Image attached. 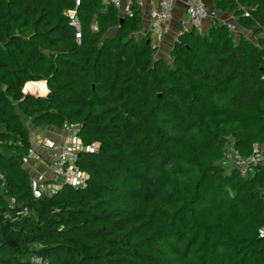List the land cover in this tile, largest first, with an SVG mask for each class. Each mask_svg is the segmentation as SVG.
I'll return each instance as SVG.
<instances>
[{"label":"trees","instance_id":"trees-1","mask_svg":"<svg viewBox=\"0 0 264 264\" xmlns=\"http://www.w3.org/2000/svg\"><path fill=\"white\" fill-rule=\"evenodd\" d=\"M75 1L0 0V264H264V163H222L264 147V0H214L256 41L214 17L169 61L108 0L76 38ZM64 124L86 183L36 196L31 127Z\"/></svg>","mask_w":264,"mask_h":264},{"label":"built area","instance_id":"built-area-1","mask_svg":"<svg viewBox=\"0 0 264 264\" xmlns=\"http://www.w3.org/2000/svg\"><path fill=\"white\" fill-rule=\"evenodd\" d=\"M117 8H122L123 14H132L134 5L142 6L144 0H108ZM176 0H158L156 6L150 11V30L151 38L154 46L158 44L170 33V20L172 18V10L175 6ZM79 0H76L75 6L68 10L70 24L77 28L75 32L76 38H80L79 22L77 19V6ZM186 8V21L183 24V29L194 27L198 31H203L204 20L208 18V10L203 0H187L185 2ZM64 131L66 136L61 145H55L48 138L39 137L35 143L37 145H47L49 147L46 156H34L36 162L41 163L46 167L49 176L31 174L32 188L36 196L42 194H51L55 192L62 183H69L73 186H83L86 183L87 174L79 169L76 165L78 153L82 147L80 139L76 136L77 125L64 124ZM94 149V145L91 147ZM31 157H25L23 161H29ZM264 162V147L259 143L253 145V150L249 156H242L233 149H228L222 161L223 164L237 166L241 174L247 173L250 166ZM2 178L3 175L0 174ZM25 212V211H24ZM260 236L264 234V228L259 231ZM40 257L35 258L34 262L40 263Z\"/></svg>","mask_w":264,"mask_h":264},{"label":"crops","instance_id":"crops-1","mask_svg":"<svg viewBox=\"0 0 264 264\" xmlns=\"http://www.w3.org/2000/svg\"><path fill=\"white\" fill-rule=\"evenodd\" d=\"M104 1H106V0H104ZM186 1L187 0H176L175 6L172 10V18L170 20V33L168 35H166V37L163 38V40L158 44V47H159V45H161L162 48H164L168 52H169V50L173 44V41L176 39L178 32L180 30H183V27H184L183 24L186 21V16H187L186 8H185V2ZM203 1L206 5L205 0H203ZM124 2H125V0H123V3ZM157 3H158V0H144L143 5L141 7L136 5V4L134 5V9H137V11H139V16L141 17V22H142V29L135 34L137 38L145 36L149 32L151 34L149 15H150L151 9L154 6H156ZM214 7H215V5H214ZM206 8H207V6H206ZM218 11H220V10H218ZM119 12L121 15H123L122 8L121 9L119 8ZM214 17L218 18L217 13H213V15L211 16V18L209 20H207V18L204 20V27L205 28H208L210 26V23L213 21ZM233 18L236 19V17L234 15H233ZM222 23H224V22H222ZM225 23L230 25V23H228V22H225ZM114 32H115V29H110L107 34L113 35ZM151 36L152 35H150V37ZM168 44H169V46H167ZM65 136H66V132L64 131V129H62V128L59 129V128H56L52 125H46V126L40 127V128L31 127V134H30V139H29L30 140V155H29V157L34 158V156L37 155V153L44 156V157L46 156L49 147L46 144L45 145H37L35 143V141L39 137L48 138V140L52 141L55 145H61L63 143ZM41 165H42L41 163L36 162V161L33 162V165H30L31 168L33 169V174L37 173V174L46 175V176L50 177V174H48L47 171H45ZM30 174H32V173L30 172Z\"/></svg>","mask_w":264,"mask_h":264},{"label":"rangeland","instance_id":"rangeland-1","mask_svg":"<svg viewBox=\"0 0 264 264\" xmlns=\"http://www.w3.org/2000/svg\"><path fill=\"white\" fill-rule=\"evenodd\" d=\"M206 2V6L208 9V18L207 20H209L211 18V16L213 15V13H217V16L219 18L220 21L222 22H228L230 23V29L232 32H234L235 37L238 38L240 36V34H244L245 36H248L249 38L253 39V40H257V38L255 36H253V28H246L243 25H240L237 23V19L233 18V13L231 12H223V11H218L216 9V7H214V0H205ZM246 13L248 14V11H246ZM239 21V19H238ZM169 46V44L167 45ZM166 54V55H165ZM166 57H165V56ZM156 57H165L167 61H169L168 58V51H166L164 48H162L161 45H159V47L156 49V53H155ZM41 81H37V83H40ZM44 83V81H43ZM45 84V83H44ZM46 87V84H45ZM42 157V155H39ZM33 157H31L29 159V161H24L25 167L28 168V170H30V172L32 173V175L34 176L35 174H33V169L31 168L30 165H33L34 161H37L35 159H32ZM43 159V157H42ZM42 168L46 171V167L44 165H41Z\"/></svg>","mask_w":264,"mask_h":264},{"label":"water","instance_id":"water-1","mask_svg":"<svg viewBox=\"0 0 264 264\" xmlns=\"http://www.w3.org/2000/svg\"><path fill=\"white\" fill-rule=\"evenodd\" d=\"M123 21V16H121V18L119 19V22H122Z\"/></svg>","mask_w":264,"mask_h":264},{"label":"clouds","instance_id":"clouds-1","mask_svg":"<svg viewBox=\"0 0 264 264\" xmlns=\"http://www.w3.org/2000/svg\"><path fill=\"white\" fill-rule=\"evenodd\" d=\"M123 15H125V14H123ZM123 15H122V16H123ZM44 83H45V81H44ZM45 84H46V83H45ZM24 91H25V90H24ZM62 129H63V127H62ZM76 134H77V133H76ZM29 171H30V170H29Z\"/></svg>","mask_w":264,"mask_h":264},{"label":"bare ground","instance_id":"bare-ground-1","mask_svg":"<svg viewBox=\"0 0 264 264\" xmlns=\"http://www.w3.org/2000/svg\"><path fill=\"white\" fill-rule=\"evenodd\" d=\"M76 2V1H75ZM262 146V145H261ZM258 163H264V162H258Z\"/></svg>","mask_w":264,"mask_h":264}]
</instances>
